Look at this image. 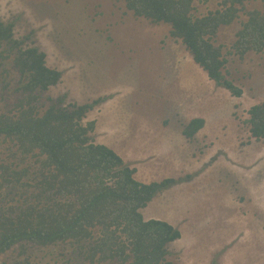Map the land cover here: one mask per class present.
<instances>
[{
    "label": "rangeland",
    "instance_id": "obj_1",
    "mask_svg": "<svg viewBox=\"0 0 264 264\" xmlns=\"http://www.w3.org/2000/svg\"><path fill=\"white\" fill-rule=\"evenodd\" d=\"M192 7L194 17H204L221 5L193 0ZM254 10L264 13V0H248L215 39L225 73L243 90L238 98L217 87L169 25L136 16L123 0H0V22L14 24V39L38 47L62 72L42 103L63 95L66 103L115 100L84 121H96V142L135 168L140 182L175 180L142 210L145 219L180 230L181 239L168 246L174 264H264V138L256 139L249 125V110L264 101V49L243 57L233 49ZM11 69L9 60L0 61V92L17 78L15 72L5 78ZM116 108L111 124L104 111ZM195 118L205 126L186 138L183 129ZM26 257L28 264L80 261L62 243L30 247ZM23 260L15 248L0 264Z\"/></svg>",
    "mask_w": 264,
    "mask_h": 264
},
{
    "label": "trees",
    "instance_id": "obj_2",
    "mask_svg": "<svg viewBox=\"0 0 264 264\" xmlns=\"http://www.w3.org/2000/svg\"><path fill=\"white\" fill-rule=\"evenodd\" d=\"M123 1L136 16L169 25L171 37L217 87L242 96L225 73L227 60L215 39L245 12L248 0H218L221 8L204 17L191 14L193 0ZM247 16L233 44L240 57L264 49V13ZM13 29L0 22V61L12 65L5 78L17 75L0 92V258L17 248L25 260L16 264H28L30 247L62 243L73 247L76 264H174L168 246L181 239L180 230L164 220H146L142 210L175 180L140 182L135 168L96 142V121H84L105 97L78 104L66 103L63 95L42 103L62 72L47 65L38 47L24 48ZM249 115L250 132L264 138V101ZM204 126V119L195 118L183 135L192 139Z\"/></svg>",
    "mask_w": 264,
    "mask_h": 264
},
{
    "label": "crops",
    "instance_id": "obj_3",
    "mask_svg": "<svg viewBox=\"0 0 264 264\" xmlns=\"http://www.w3.org/2000/svg\"><path fill=\"white\" fill-rule=\"evenodd\" d=\"M135 93L137 94L138 92H133V94H135ZM103 97L106 98V102H107V101H110V102H111V101H115V100L110 99V98L108 99L107 96H103ZM114 99H115V97H114ZM104 103H105V102H104ZM78 104H79V103H78ZM116 111H117V108H116V109H113L112 112H110L109 114H108L107 110L104 111L106 117L110 116L109 121L111 122V124L114 123V122H116V117H118L117 114H116ZM105 145H106V144H105ZM146 220H147V219H146Z\"/></svg>",
    "mask_w": 264,
    "mask_h": 264
},
{
    "label": "bare ground",
    "instance_id": "obj_4",
    "mask_svg": "<svg viewBox=\"0 0 264 264\" xmlns=\"http://www.w3.org/2000/svg\"><path fill=\"white\" fill-rule=\"evenodd\" d=\"M259 200H261V199L259 198Z\"/></svg>",
    "mask_w": 264,
    "mask_h": 264
}]
</instances>
